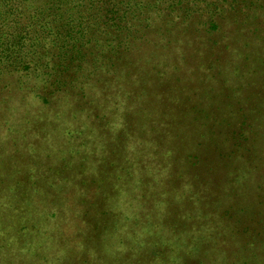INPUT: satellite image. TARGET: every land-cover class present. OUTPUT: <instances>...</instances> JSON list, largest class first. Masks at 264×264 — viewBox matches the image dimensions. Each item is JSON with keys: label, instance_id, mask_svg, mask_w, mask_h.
Segmentation results:
<instances>
[{"label": "rangeland", "instance_id": "obj_1", "mask_svg": "<svg viewBox=\"0 0 264 264\" xmlns=\"http://www.w3.org/2000/svg\"><path fill=\"white\" fill-rule=\"evenodd\" d=\"M213 21L218 26L210 35L213 45L206 42L205 31L202 35L195 32L198 29L196 21H192L190 26L182 24L183 31H180L178 39L165 44L168 59L161 56L165 52L161 53L160 47L152 56L143 57L141 54L153 45L146 46V39L139 41L135 61L131 62L134 83L129 84L126 78L122 80V86L124 90L138 93L142 80L138 81L137 77L145 76L146 70L156 62L157 68L167 71L171 87L172 68L179 66L183 74L180 78L185 81L182 91L200 89L203 103L211 102L213 97L214 145L219 144L225 135L234 138L221 146L225 149V158L214 152L218 145L213 148V159L218 166L229 161L233 167L227 168L229 174L219 173L221 177L213 181V208L225 205L231 209L228 219L220 218L219 231H213V213L203 215L202 205L193 211L181 203L180 196L188 184L181 192L170 193L169 186L175 185L162 178L168 169L167 159L163 160L157 149L148 150L141 145L152 144L142 139L141 134L143 129H151L149 124H155L147 119L149 110L141 114L140 120L133 119L130 130L122 135L125 122L118 116V109L126 112L124 106L131 103L124 99L122 93L108 94L104 96L105 105H96L100 110L105 107L104 116L107 115L112 124L104 120L102 131L90 139L84 128L94 113H82L83 120L80 121L72 119L78 108H88V97L84 98L78 92L73 94L74 90L67 92V87L60 95L57 92L51 94L49 86L37 92L46 95L44 97L49 102L44 103L34 97L38 81L28 83L22 79V73L16 72V69H22V64L13 65L2 60L0 107L8 109L0 114V138L5 140L0 152L7 147L13 151L20 150L17 144L11 148L14 141L23 147L31 146L36 153H29L26 157L42 159L44 164L37 172L52 177L55 185V189L43 199L37 192L44 190L27 183L31 197L29 199L28 195V200L21 205L27 211L23 213L22 210L23 216L6 217L4 224L11 223V219L14 224L13 229H9L10 233H0L6 237L1 240L0 250L10 251L16 256L15 259L11 257L8 264H76L84 249L89 250L90 264H193L197 256L198 260L206 258V264H264V0H236L232 9L227 8L224 14L218 12ZM158 37L160 34H152L154 42ZM158 44L164 49L162 43ZM194 47L197 51L193 50ZM186 57L188 61H185ZM190 61L196 63L194 68L185 66V62ZM190 70L201 72L190 75ZM191 84L193 88H189ZM90 89L96 91L98 85L94 83ZM24 94L26 101L23 100ZM112 96L119 106L116 115ZM183 96L184 93L180 100L182 109L178 110H183L184 116L188 102ZM133 102L135 110L139 103L136 99ZM227 102L233 105L227 108L228 111H217L218 106ZM174 107L168 100V94H164L162 102H155L151 110L162 115L170 113ZM186 115L187 118L196 116L190 110ZM4 125H13V130L6 132ZM203 127L201 129L209 126L204 124ZM247 136L255 140L248 151L240 144ZM157 139L161 140V137L157 136ZM96 140L102 141L103 149L102 146L95 147ZM121 141H126L122 147ZM189 141L192 146L191 137ZM125 146L127 154L120 158L118 152ZM231 149L238 152L233 159L229 153ZM127 158L133 165V168L128 167L132 178L128 177L127 169H118L126 167ZM8 159L12 157L6 158L10 161ZM70 159L74 168L68 167ZM87 159V167H77ZM20 160H24L20 158V152L15 153V160L11 161L13 171L16 167L31 164L24 160L23 165L18 162ZM2 163L6 164L3 160ZM60 164H66L67 168L57 170ZM46 167L54 173H47ZM22 169L14 174L20 176L24 183ZM232 179L236 187L234 191L238 193L236 197L229 196L230 189H223L224 199L215 202L214 195L218 194L216 183L224 187ZM51 193L53 197H49ZM183 196L189 197V194ZM22 200L17 198L16 206ZM209 201L210 198L206 204ZM183 214L186 219H183ZM21 227L22 233H15ZM245 233H256V241L250 243L243 238ZM45 257L49 260L43 261ZM227 257L229 260H224Z\"/></svg>", "mask_w": 264, "mask_h": 264}, {"label": "trees", "instance_id": "obj_2", "mask_svg": "<svg viewBox=\"0 0 264 264\" xmlns=\"http://www.w3.org/2000/svg\"><path fill=\"white\" fill-rule=\"evenodd\" d=\"M235 4L236 0H0V64H3L2 60L9 61L13 65L22 64V69H16V72L22 73V79L28 83L38 81L35 84L34 97L44 103L49 102L44 97L46 95L37 92L43 91L49 86L51 94L57 92L60 95V92H64L63 89L67 87V92L74 90L73 94L78 92L77 94L82 97H88L90 99L88 108H78V112H73L72 119L80 121L83 120L82 113H94L91 121L87 122L84 128V132L88 133L90 139L102 131L101 125L105 123L104 120L107 119L112 124L109 117L104 116L105 107H101L100 110V106L96 105V103L101 106L103 103L105 105L104 96L106 97L108 94L122 93L124 99L131 103L124 106L126 112L118 109V116L125 122L122 135H126L130 130L133 119L140 120L141 114L149 110L147 119L149 118L155 124H149L151 129H143L141 134L142 139L148 140L152 144L142 143L141 145L147 147L148 150L157 149L162 159H167L168 169L162 178L165 177L166 182L169 180L175 185L174 187L169 186L170 193H179L184 187H188V184L189 187L180 196L181 203L193 211H196L195 207L202 205L201 214L213 213L214 219L211 224L213 231L217 232L220 229V218L228 219L231 209H227L225 205H221L217 209L213 208V181L216 177H221L219 173L229 174L227 168L231 166L229 161H224L221 166H218L217 161L213 159V148L218 145L214 152L221 153L219 157L225 158V149L221 146L234 138L225 135L219 140V144L214 145L213 141L216 143V140L213 139V97L210 98L211 102L207 100L203 103L200 89L182 91L185 81L180 78L183 74L179 66L172 68V87L166 76L167 71L157 68L156 62L146 70L145 76L137 77L138 81L142 80L138 93H135V90L134 93L130 89L124 90L122 80L127 78L126 81L129 84L134 83V79L131 77L134 67L131 66V62L135 61L139 41L146 39L147 41L144 40L146 46L153 45L147 52L141 54L143 57L152 56L159 47L163 53L166 48L165 44L174 43L172 41L178 39L180 31H183L182 24L190 26L192 21H196L198 29L195 32L202 35L205 31L208 39L206 42L213 45V37L210 35L218 27L213 18L217 16L218 12L224 14L227 8L232 9ZM153 33L160 34L157 42L153 41ZM191 35L193 36L192 33ZM158 43H162L164 49ZM187 43L189 44V41ZM193 50L197 51V48L194 47ZM176 55L178 57V53ZM161 56L166 59V52ZM185 61H188L187 57ZM195 64L192 61L185 62V66L189 69L194 68ZM150 72L152 74H148ZM199 72L190 70L189 74L195 75ZM20 83L24 85V83ZM94 83L98 85L96 91L90 89L93 88ZM189 88H193L192 84ZM183 93L184 101L188 102L184 116L183 110H178L181 108L180 100ZM164 94H168V100L176 107L170 113L159 115L151 108L155 102H162ZM34 97L33 105L35 104ZM82 97L80 98L84 99ZM26 99V94H24L23 100L26 101ZM133 99L139 103L135 110L132 107L136 106ZM116 100L112 96V108H114L115 115L119 108L115 103ZM232 106L230 102H227L218 106L217 111H228L227 108ZM7 109L4 106L0 107V114H3ZM188 110L196 116L187 118ZM78 113L81 115L78 116ZM8 123L6 121V124ZM204 124L209 127L201 129V126L204 128ZM4 126L6 132L13 130V125ZM141 134L139 133V136ZM99 136L101 137V135ZM157 136L161 137V140L157 139ZM189 136L191 142H194L192 146ZM1 139L3 137L0 138V146L5 144V140ZM254 141L252 137L247 136L241 140L240 144L248 151L252 149ZM124 143L121 141V147ZM16 144L19 145L20 150L13 151L7 147L0 152V233H10L9 229H13V219H11V223L4 224L7 216L13 218L21 216L22 210L23 213L27 211V208L21 206L28 200L26 198L30 193L26 187L27 183L33 188H42L44 191L37 192V194L39 198L43 199L48 197L51 190L55 189L52 177L37 172L44 164L43 160L32 156L26 157L27 154L36 153V151L29 145L23 147L17 141H14L11 148ZM98 146L104 148L102 141L96 140L95 147ZM126 148L127 146L119 150L120 158L127 154ZM17 152H20V158L31 163L25 167H16L17 171L23 168L21 176L24 183L21 182L20 176L14 174L17 171L12 170L11 161L15 160ZM229 153L232 159L233 155L238 154L232 149ZM7 157H12V159L7 161ZM2 160L6 164L2 163ZM24 160L18 162L24 165ZM88 162L89 159L77 167L85 168ZM67 163L69 168H74V166L71 167V159ZM126 163V167H118V169H127L128 177L132 178L131 169L128 168H133L132 162L130 163L127 158ZM66 168V164L63 166L60 164L57 170L64 171ZM231 168L233 169V167ZM221 169L222 172H219ZM44 170L47 173L52 171L49 167ZM235 177L238 176L235 175ZM216 184L215 189L218 190V194L214 195L215 202L224 199L223 189L224 191L230 189L228 192L230 197L234 198L238 194L234 191L236 187L233 179L224 187H220L219 183ZM184 194H189V197H184ZM197 194L200 196H196ZM30 197L31 194L29 199ZM49 197H53V194L51 193ZM17 198L23 199L20 207L16 206ZM209 198V204H206ZM183 219H186L184 214ZM15 233H22V227L15 230ZM3 238L6 239L4 235H0V243ZM243 238L253 243L257 237L256 233H245ZM1 251L0 264H8L11 257L16 258L10 251ZM83 252L76 264L91 263L87 257L90 255L89 250L84 249ZM227 259L229 260V257L224 258V260ZM47 260L49 259L46 257L43 259V261ZM192 262L193 264H206V258L200 257L198 260L197 256Z\"/></svg>", "mask_w": 264, "mask_h": 264}]
</instances>
